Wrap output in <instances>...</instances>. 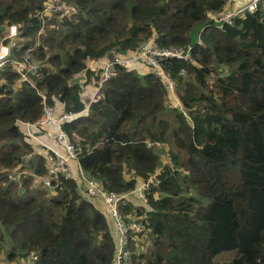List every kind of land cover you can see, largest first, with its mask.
<instances>
[{"label": "trees", "instance_id": "trees-1", "mask_svg": "<svg viewBox=\"0 0 264 264\" xmlns=\"http://www.w3.org/2000/svg\"><path fill=\"white\" fill-rule=\"evenodd\" d=\"M45 1L0 0V38L11 24L19 30L12 59L31 48L40 65L33 84L19 83L11 63L0 68V253L35 252L32 264H114L113 221L85 189L68 174L52 188L31 181L47 173L45 151L19 121H37L43 94L78 113L62 127L102 190L128 194L161 167L143 199L117 206L123 221L141 225L130 264H264V0L221 27L214 14L230 0H61L66 8L41 17ZM152 36L161 47H190L192 61L162 62L189 118L168 106L161 79L135 66L118 68L84 111L80 93L98 77L86 58L134 53ZM146 141L166 142L168 162ZM17 169L30 173L19 187L9 177Z\"/></svg>", "mask_w": 264, "mask_h": 264}, {"label": "built area", "instance_id": "built-area-1", "mask_svg": "<svg viewBox=\"0 0 264 264\" xmlns=\"http://www.w3.org/2000/svg\"><path fill=\"white\" fill-rule=\"evenodd\" d=\"M262 0H231L230 7L223 11L220 15L214 14L219 19V27L223 24H231L232 20L236 16H240L244 13H253L257 10L258 4ZM61 0H46L43 3V10L39 13L41 17L48 15L50 12H58L61 8ZM44 23V20H42ZM41 28L39 33H43ZM19 34V30L16 24H11L7 28V32L0 38V68L7 63L14 64L19 74V80L26 81L33 84V77H37L40 72V65L36 61L30 59L29 53L31 48L24 51L20 60L12 59L11 53L13 47L16 45V38ZM165 59H183L192 61L190 55V47L186 49L178 47H161L159 46L153 36L142 41L138 50L134 53H119L112 49L109 54L103 59L86 58L88 62L85 65V70L93 72L98 75L96 80V87L99 91L104 83L110 78L115 76L117 69L120 67L133 66L136 63H143L150 73H153L156 77L161 79L165 83V90L169 95V107L171 109L178 110L184 117L189 118L188 112L183 108L179 99L175 95V86L172 79L164 71L163 60ZM86 64V62H85ZM78 74V73H77ZM180 74H184V70H180ZM41 103L43 105L42 114L35 122H23L19 123L23 126L25 134L28 139H31L32 144L40 145L45 150L46 159V174H31V181L34 186H41L43 189L52 188L53 181H58L60 175L71 174V162L76 161V146L69 140L66 132L64 131L62 124L66 121L72 120L76 114L72 112H64L59 116L54 115V108L51 105L46 104L45 96L40 94ZM48 123H54L57 127V131L51 134V139L55 141L58 146L61 147V151H54L49 148L43 141L36 137L35 130ZM155 142V141H154ZM148 146H152L153 142L146 141ZM159 144L158 142H155ZM28 154L27 157H30ZM160 171H155L150 174L146 179H139L135 187L128 192V194L119 195L114 192H106L101 189L100 185L90 178L84 171L78 166V173L76 174V180L84 186L85 193L88 197H97L101 200L104 208L103 213H106L108 218L113 221L115 246L113 253L114 264H130L129 257L130 251L128 249V243L130 236L137 234L141 230V225L134 221L125 222L117 209L119 200L125 199V197L135 196L139 199H143L145 196V189L150 186L157 185L159 183L158 175ZM30 175L28 170H17L14 174H10L9 177L15 181H18L17 187L22 183L24 175ZM78 185V184H77ZM79 187V186H78ZM80 189V187H79ZM18 257L14 258L17 259ZM37 260V254L30 252L25 257H19L20 264H32Z\"/></svg>", "mask_w": 264, "mask_h": 264}, {"label": "crops", "instance_id": "crops-1", "mask_svg": "<svg viewBox=\"0 0 264 264\" xmlns=\"http://www.w3.org/2000/svg\"><path fill=\"white\" fill-rule=\"evenodd\" d=\"M16 46V45H15ZM14 60H20V59H15V58H13ZM87 61H86V65H87ZM137 65H141V63H136ZM135 65V64H134ZM12 66H13V68L14 67H16L14 64H12ZM17 68V67H16ZM143 68H145V69H147V67H143ZM141 71H142V69L141 68H139ZM142 72H144V71H142ZM80 74H81V72L80 73H78V74H75V77H78V76H80ZM90 82H89V84H87V85H85L84 86V90L82 91V92H84V93H80V95H81V98H82V101H83V103L86 105V107L84 108V111H86L87 109H88V106H89V103L91 102V101H93V99L95 98V97H97L98 96V94H99V91L97 90V87H96V80L93 78V75H91L90 77ZM19 82V81H18ZM20 83V82H19ZM82 94L83 95H86V97H85V99H83V97H82ZM53 108H54V115H56V116H59L60 114H62L63 113V104L61 103V102H59V101H56V103H55V105L53 106ZM78 114V113H77ZM76 114V115H77ZM20 124V123H19ZM22 126V125H21ZM23 127V126H22ZM53 128H55L56 129V131H57V127H56V125L54 124V123H48V124H46V125H44V126H42L41 128H40V132H39V138L49 147V148H51L52 150H54V151H61V147L60 146H58V144L56 143V142H54L53 140H51V138H50V135L51 134H53V133H55V132H53ZM46 139H49V140H51L53 143H54V145H51V144H49L47 141H46ZM42 147V146H41ZM43 148V147H42ZM43 150H44V148H43ZM45 151V150H44ZM78 163H77V161H72L71 162V174H70V176L72 177V178H74V180L76 181V183L78 184V186L80 187V185L81 186H83L81 183L79 184L78 182H77V180H76V174L78 173ZM82 189H84V186H83V188H80V191L82 192ZM93 204H94V206L101 212V211H104V208H103V206H102V203H101V200L99 199V198H97V197H87ZM129 200H130V202H132V203H135L137 200H140V199H138V198H135L134 196H130V198H129ZM14 262H17L18 264H20V262H19V258H17V259H14L13 260Z\"/></svg>", "mask_w": 264, "mask_h": 264}, {"label": "rangeland", "instance_id": "rangeland-1", "mask_svg": "<svg viewBox=\"0 0 264 264\" xmlns=\"http://www.w3.org/2000/svg\"><path fill=\"white\" fill-rule=\"evenodd\" d=\"M230 3H231V0L229 1V3H228V5L226 6V9H228L229 7H230ZM60 5H61V8H66L65 7V5L61 2L60 3ZM226 9L224 10V11H226ZM50 14H54V15H56V12L55 13H50ZM200 28V25H198V24H195L194 25V27L192 28V30L190 31V36H191V39H192V41L193 40H196L195 38H196V36H197V31H198V29ZM21 58H22V56H21ZM20 58V59H21ZM104 57H101L100 59H103ZM35 61H37V60H35ZM38 62V61H37ZM8 64V63H7ZM133 66H135V67H137V68H141L142 69V71H146V69L145 68H143V67H146L143 63H141V65H137V64H135V65H133ZM16 72H17V70H16V68L14 67L13 68ZM18 73V72H17ZM39 75L40 74H38V76L37 77H39ZM17 81H19L20 83L21 82H26V81H21V80H19V78L17 77ZM36 90L37 91H39L37 88H36ZM82 93H84V92H82ZM82 97H83V99H85V97H86V95H83L82 94ZM168 100V102H169V98L167 99ZM170 103V102H169ZM169 103H168V105H169ZM167 117L168 118H172L173 117V115L172 114H169V115H167ZM39 130L37 129V130H35V133H36V137L39 139V140H41L40 138H39ZM53 132H56V129L55 128H53ZM50 138H51V135H50ZM52 140V139H51ZM51 140H49V139H46V141L49 143V144H51V145H54V143L51 141ZM42 141V140H41ZM55 142V141H54ZM155 142H158L159 144H156ZM155 142H153L151 145H152V147H154L155 149H159V150H161V155H162V162L163 163H166V162H168V160H169V157H168V144L166 143V142H164V141H155ZM17 170H19V169H17ZM17 170H14V171H11V174H14V172L15 171H17ZM161 170V167H158V169H157V171H160ZM34 188V187H33ZM80 188H83V186H81L80 185ZM35 189V188H34ZM15 190V189H14ZM16 191V190H15ZM16 196L17 197H19V198H26V199H28L29 197H30V193L29 192H27L26 194L24 193V194H21V193H19V194H16ZM235 256H237V252L234 250V251H228V252H223V253H220V254H218V255H216L214 258H213V261H215V262H217V261H219V262H223V261H229V260H231L233 257H235ZM14 259H12V260H8L7 258H6V256H5V254H3V253H0V264H18L17 262H14L13 261Z\"/></svg>", "mask_w": 264, "mask_h": 264}]
</instances>
